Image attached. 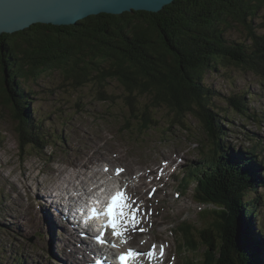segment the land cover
Wrapping results in <instances>:
<instances>
[{
	"label": "trees",
	"instance_id": "trees-1",
	"mask_svg": "<svg viewBox=\"0 0 264 264\" xmlns=\"http://www.w3.org/2000/svg\"><path fill=\"white\" fill-rule=\"evenodd\" d=\"M263 10L264 0H174L158 12L99 13L75 24L34 23L0 34V105L9 107L17 122L20 150L25 144L40 147L39 127L24 103L25 88L50 69L77 84L116 79L130 94L149 95L153 104L168 108L172 124L184 123L190 114L207 132L213 156L205 160L201 154V175L190 169L179 188L184 191L197 179L194 198L211 206L199 216L207 219L208 213L212 221L196 228L187 243H179L192 253L186 263L261 264L264 227L259 234L254 229L261 212L253 199L244 197L264 183V159L257 153L258 148L264 152V141L258 138L249 149H232L210 101L216 91L205 85L203 74L222 64L264 79ZM230 28H239L245 37L228 38ZM233 97L228 102L245 115L243 97Z\"/></svg>",
	"mask_w": 264,
	"mask_h": 264
},
{
	"label": "rangeland",
	"instance_id": "rangeland-1",
	"mask_svg": "<svg viewBox=\"0 0 264 264\" xmlns=\"http://www.w3.org/2000/svg\"><path fill=\"white\" fill-rule=\"evenodd\" d=\"M258 16L261 18V14ZM227 35L236 40L245 37L239 28L228 29ZM203 81L216 91L210 101L221 115L220 128L232 146L244 150L251 148L258 138L264 141V79L241 67L218 64L216 69L204 72ZM25 94V106L33 115L34 125L39 127L40 147L25 144L20 150L17 122L11 109L0 105V261L3 264H68L66 254L72 247L62 244L65 235L62 236L61 226L50 228V219L43 224L48 231L40 229L41 224L35 225L40 220L38 208L44 209L39 194H49L45 187L54 175V166L71 170L69 160L88 161L89 175L86 173L84 177L92 184L94 176L98 177V168L109 164V157H117L118 166L127 164L130 169L138 166L139 170L141 166L148 170L158 165L161 168L158 175L148 173L150 176L142 179L138 192L143 197L140 203L146 219L141 223H138L139 218L131 219L134 227L126 228V234L146 239L155 233L156 237L166 239L165 249L175 261L170 264H187L192 253L179 248V243H187L189 236L197 233L196 228L212 221L208 213L205 214L207 219L199 216L200 209L211 206L194 200V183L180 192L182 175L177 174L187 171L189 163L200 161L201 147L211 148V140L202 124L190 114L184 120L188 130L183 119L172 124L173 114L168 108L153 104L149 95H138L135 91L130 94L116 79L106 80L101 85L96 80L77 84L73 77L64 76L58 69L43 72L36 80L28 82ZM232 95L235 99L238 95L243 97L247 104L245 115L235 111L228 102L227 98ZM136 98L137 102L128 104ZM227 119L231 124H227ZM257 153L264 159L261 148ZM171 173L179 178L173 181ZM64 174L67 179L73 178L69 171ZM115 176L109 175L105 180ZM153 184H161L167 190L160 188L162 190L148 198L149 190L154 187L145 192L144 189ZM39 185L44 190L38 188ZM258 186V190H250L244 197L253 199L257 211L261 212L254 218L257 234L260 226L264 227V183ZM62 187L65 190L54 187V191L61 194L70 188ZM136 193L135 190L132 194ZM48 198L50 200L51 196ZM151 207L155 208L153 214ZM54 214L51 209L50 217L56 219ZM149 215L155 223L147 219ZM139 228L144 231L140 232Z\"/></svg>",
	"mask_w": 264,
	"mask_h": 264
},
{
	"label": "bare ground",
	"instance_id": "bare-ground-1",
	"mask_svg": "<svg viewBox=\"0 0 264 264\" xmlns=\"http://www.w3.org/2000/svg\"><path fill=\"white\" fill-rule=\"evenodd\" d=\"M230 146L235 151L236 150H239V149L235 148L234 146H232L231 143H230ZM42 147H44V145ZM201 148H202V152H203L202 153L203 154V158L205 160H207L209 157H212L213 156V151L211 150V148H203V147H201ZM206 151H207V155L205 154ZM109 159H110V160H108L109 161V164H105L104 165L105 167H107L108 165L111 166L110 165L111 164V159H114L115 160V163H116L117 157H114V158L109 157ZM68 164L70 166H72V169H71V167H69L71 170H67V167L66 166L65 167H61L60 165H58V166H54L53 167L52 173L54 175L53 176L51 175L52 176L51 177V180L49 181L48 184H46V187H45V191H48L49 194H41V195L39 194V200L41 201V204H44V207H43L44 209H42V208L39 209L38 208L40 220L38 222H36L35 225L38 226V224H41L42 227L40 229H43V231H48L47 225H45L43 227V224H44V222H45L46 219H50L51 220V224H49V227L50 228H53L54 229V227H57L56 225H59V226L61 225L63 227V233L65 235V238H66L67 242H69L70 246L72 247L71 249L68 250V253L66 254V257L69 258L68 259L69 260V263L68 264H82V261L84 260V258H83L84 257V254L81 253V252H78V250H77L78 247L73 242V240H72V238H71V236L69 234V231H68V229L66 228V226L64 224H65L66 220H70L71 219L70 218V213L72 212L73 208L76 207V203H78V201H79L76 198V196L77 195L79 196L80 194H79L78 190H76L74 187L79 186L81 189H83L90 182V181H88L84 177V176H86L85 174L87 173L86 168H88V161L78 160V159L77 160L76 159H71V160H69V163ZM119 167H121V170H123L124 173H127L128 174V176H129L128 183H130L132 180H134L133 176H135L139 180V182H138L139 185L141 184V182L143 181L142 179L145 176L146 177H149L150 176L148 174L149 173L148 171H151V173H155L156 175H158V172L161 169L159 165L157 167H154V168L150 169V170L146 169L143 166L140 167V170L138 169V166H136V167L134 166L135 167L134 169H130L127 164H124L123 166H119ZM188 167L189 168H188L187 171H180V172L177 173V174H179V177L182 175L181 176L182 179H184V176L187 178L189 176L188 173H189L190 169H197V173L195 174V176H197L199 174L201 175V173L203 171V165L199 161H197V162L195 161V162L189 163L188 164ZM117 170H115V168H112V171H117ZM42 171H44V169H42ZM67 171L70 172V174H71L70 177H73V178L67 179V177L64 174V172H67ZM109 171H110V168H109L108 172ZM100 172H101V170H100ZM123 172L122 171H119V175L124 178V173ZM132 172H134V174H132ZM95 176H94L95 179H100L101 174L98 173V175H97L98 177L97 178ZM33 177L36 178V176H33ZM171 177H174L175 178V177H178V175L173 176L172 173H171L170 174V178ZM60 179H62L63 181L60 182ZM84 180H85V182H84ZM76 182H79V183L78 184H75ZM191 183H194V186L193 187L194 188H197V186H198L197 179L193 178V180H192ZM23 185L27 189L29 188L26 183L23 184ZM63 185L69 186V187L74 186L73 189H75V190H73V191L74 192H77L76 195L74 197L70 196L69 194H67L68 193L67 190L64 193H61V194H59L58 192H55L54 191V187H57L59 190L63 191L64 190V188H62ZM39 187L42 188V185H39L38 188ZM94 188L95 187H93L91 189H94ZM50 189H52V190H50ZM113 190L114 189H109V191H113ZM137 191H139V187H138ZM106 193H107L106 191L103 192V194H106ZM122 193L125 196V193L124 192H122ZM49 196H51V199H52L53 202L50 201L51 199L49 200V198H48ZM55 198H57L56 201H54ZM193 198H194V194H193ZM63 199H67V200L65 201ZM194 200L197 203H199V201H198L197 198H194ZM62 201H64L65 207H62L61 210H60L59 209L58 202H61L62 203ZM147 203L149 205V202L148 201H147ZM199 204H202V203H199ZM133 205L135 206V198H134V201H133ZM151 208H152L151 214H153L155 208L154 207H151ZM51 209H52L53 213H55L54 216H55L56 219L52 218V216L50 217V211H51ZM200 210H203V209H200ZM141 211H142L141 208H137L136 211H135V213H134V211L131 210V216L133 215L135 218H139L140 221L143 222L144 221L143 218L138 217V215L136 214V213L141 212ZM140 216H142V215H140ZM89 226H91L90 223H89ZM157 229H158V227H157ZM117 230L120 231V225L118 226V229ZM87 231H89V228H87ZM75 235H76V233H75ZM157 239L164 240L163 238H158L156 236L155 237H151V238L148 237V239L146 241H144L143 244H144L145 247H149V245L153 241H155ZM92 241L93 240H91L90 242H92ZM139 243H141V242H139ZM62 244L66 247L65 241H63ZM78 246H83V243H80V245H78ZM164 247H165V245H164ZM165 251L167 253L169 252L166 249H165ZM88 255H90V254H88ZM75 256H77V258H75V260H74L73 258ZM108 257L110 259H113V261L116 260V254L108 253ZM170 262H171V259L169 258V255L166 254V256H165L164 259L153 258L151 264H170Z\"/></svg>",
	"mask_w": 264,
	"mask_h": 264
},
{
	"label": "water",
	"instance_id": "water-1",
	"mask_svg": "<svg viewBox=\"0 0 264 264\" xmlns=\"http://www.w3.org/2000/svg\"><path fill=\"white\" fill-rule=\"evenodd\" d=\"M174 0H0V34L34 23L75 24L89 15L145 10L158 12Z\"/></svg>",
	"mask_w": 264,
	"mask_h": 264
},
{
	"label": "snow or ice",
	"instance_id": "snow-or-ice-1",
	"mask_svg": "<svg viewBox=\"0 0 264 264\" xmlns=\"http://www.w3.org/2000/svg\"><path fill=\"white\" fill-rule=\"evenodd\" d=\"M125 206L124 194L122 192H118L116 195L112 196L109 203L107 204L104 215L107 218V227L112 230L113 237L123 235L122 231H117L119 223H121V217H124L123 207ZM134 218V216H133ZM127 229L125 228L124 231ZM142 231V229H141ZM98 242L103 243V234L97 237ZM127 243V241H123ZM114 247V245H113ZM142 255L141 253H137L133 249H129L127 253H121L117 259L120 260L121 264H127L129 259H133Z\"/></svg>",
	"mask_w": 264,
	"mask_h": 264
}]
</instances>
